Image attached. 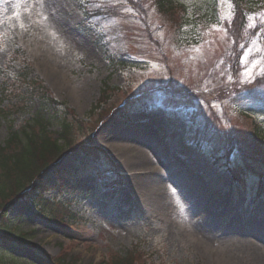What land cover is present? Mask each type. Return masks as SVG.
Returning <instances> with one entry per match:
<instances>
[{
  "label": "rangeland",
  "instance_id": "374dc122",
  "mask_svg": "<svg viewBox=\"0 0 264 264\" xmlns=\"http://www.w3.org/2000/svg\"><path fill=\"white\" fill-rule=\"evenodd\" d=\"M180 1L189 17L173 35L155 0H0V144L12 131L24 138L41 107L21 80V54L32 67L25 81L37 78L55 103L49 130L68 116L74 147L88 143L95 157L78 149L61 159L10 209L16 232L54 264H264V181L245 171L240 142L253 146L255 136L238 114L264 123V1L244 8L237 58L224 26L238 17L232 0H216V22L192 13L213 0ZM126 2L135 17L112 14ZM148 166L155 171L143 176ZM179 167L182 179L172 174ZM43 189L77 215L79 236L37 212ZM1 250L18 264H51L25 246Z\"/></svg>",
  "mask_w": 264,
  "mask_h": 264
},
{
  "label": "trees",
  "instance_id": "16d2710c",
  "mask_svg": "<svg viewBox=\"0 0 264 264\" xmlns=\"http://www.w3.org/2000/svg\"><path fill=\"white\" fill-rule=\"evenodd\" d=\"M87 1V0H86ZM249 0H234L236 8L238 10V17L233 25H227V31L234 32V37L231 38V41L235 42V47L232 48V55L235 58L238 56V45H240L242 41L243 32L240 31L242 24L247 20L242 14L243 6L248 4ZM258 0H253L251 3L257 2ZM264 1V0H261ZM158 9L164 14L168 15L173 21V28H179L184 21V9L185 6H177V10L174 9L171 4L172 0H155ZM217 1L213 0L212 4L205 5L203 7L196 6L193 8L194 15L199 17H204L205 20L214 21L216 17L217 10ZM251 6V4H250ZM91 14H94V11L88 10ZM105 12V11H104ZM102 10L97 9L96 14H101ZM106 14V13H105ZM110 14V13H107ZM186 15V13H185ZM25 69L24 72L21 73V80L26 84L27 92L33 93L37 95L41 101V107L38 111L31 116V122L27 125V131H24V138L21 134L15 133L12 131L11 135L5 140V144H0V259L5 258L8 254L6 252L1 251V247L4 244L10 245H24L32 246L30 243H27V239L25 233L20 232L19 234H15V230L13 226L16 225V220H8L5 226L3 225L4 219L6 218L7 211H10L12 205L19 198H30L31 194L27 193V188L33 187L37 189V187L41 186L39 182V186L37 185V181L40 180L42 173L44 170L54 162L58 161L61 156L65 153L70 152L75 148V141L73 138L75 136L74 125L71 121L68 120V116L61 120L60 131L51 132L49 129L53 124V121L56 120L55 114H51L52 116H47V109L50 107L52 101L49 98V92L44 86L43 83L39 82L37 78L33 80L27 79L25 81L24 76L31 75L30 68L28 67V63L24 61ZM29 70V71H28ZM235 73V72H234ZM19 81V80H18ZM264 80H259V84L262 85ZM249 85H247L248 87ZM259 87V86H255ZM30 88V90H29ZM108 84L105 85L103 89V95H107ZM246 88V87H245ZM246 88L245 90H247ZM26 95L23 96L22 100ZM108 96V95H107ZM21 100V101H22ZM104 103L107 102L103 100ZM55 104V103H52ZM100 101L97 103L96 107H98ZM62 105H64L62 103ZM65 106V105H64ZM68 108H66V111ZM239 116L245 117L251 121L253 126V135L255 136V142L253 146L244 147L240 142V154L245 156V160L247 161L246 165L249 169L256 170L251 162H258L260 167L264 168V127H261L259 123L254 119L251 113H246V111L239 110ZM67 115V112H66ZM258 125V126H257ZM260 126V127H259ZM38 128L37 134L30 132L31 129ZM237 133L235 129L232 128V137L230 142L239 143V138L237 137ZM231 143V144H232ZM240 155V156H241ZM245 161V162H246ZM262 169V168H261ZM37 183H36V182ZM36 183V184H35ZM40 188V187H39ZM40 195L36 196L35 202L38 206L42 207L43 203L40 202ZM48 214L50 215L49 220L53 221L54 218L57 219V214L59 212V207L50 203L46 205ZM44 209V211H45ZM43 211V210H42ZM8 215V214H7ZM45 215V214H44ZM58 220V219H57ZM58 222H61L58 220ZM13 240L14 242H11ZM17 243V244H16ZM116 260V259H115ZM131 260L129 259V263L131 264ZM118 264L119 261H116ZM54 264V263H53Z\"/></svg>",
  "mask_w": 264,
  "mask_h": 264
},
{
  "label": "bare ground",
  "instance_id": "6f19581e",
  "mask_svg": "<svg viewBox=\"0 0 264 264\" xmlns=\"http://www.w3.org/2000/svg\"><path fill=\"white\" fill-rule=\"evenodd\" d=\"M145 159L144 157H141L140 159ZM139 159V160H140ZM142 162V161H141ZM142 166H143V164H142ZM142 170H144L145 172H143L145 175H143V176H148L150 173H152V172H154L155 170L152 168V169H150V167L148 166V167H144V168H142ZM172 174L174 175V177H176V178H180V179H182L183 177H185V176H187L188 175V173L184 170V169H181L180 167L178 168V169H175L174 171H172ZM141 175H139V176H137V177H140ZM150 185H152L151 183H150ZM203 228H205L206 229V226H204ZM245 230H247V229H245ZM252 236H255V237H257V236H259V235H257V234H255L254 233V235H252ZM260 239H262L263 240V238H260Z\"/></svg>",
  "mask_w": 264,
  "mask_h": 264
}]
</instances>
